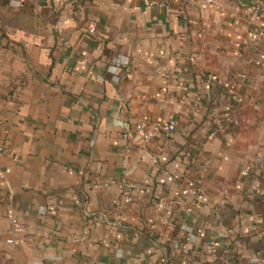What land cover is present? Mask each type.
<instances>
[{"label": "crops", "instance_id": "1", "mask_svg": "<svg viewBox=\"0 0 264 264\" xmlns=\"http://www.w3.org/2000/svg\"><path fill=\"white\" fill-rule=\"evenodd\" d=\"M190 233L188 264H264V0H0V264H181Z\"/></svg>", "mask_w": 264, "mask_h": 264}, {"label": "built area", "instance_id": "2", "mask_svg": "<svg viewBox=\"0 0 264 264\" xmlns=\"http://www.w3.org/2000/svg\"><path fill=\"white\" fill-rule=\"evenodd\" d=\"M145 3L150 4V5H157L158 7L165 8L167 7L170 3H180L183 4L184 6H193L198 3H200L202 0H144ZM209 1H214V0H209ZM117 66H122L121 62L119 59L116 61ZM238 125V122H235V126ZM135 129L138 133H140L145 141H150L157 132L160 130H163L164 133L166 134L167 137L172 136L176 129H177V122L175 120H170L167 122H148V121H141L137 123L135 126ZM246 174V172H244ZM123 185L125 188L129 191H133L136 187L137 184L135 182L129 181L126 177L123 178L122 180ZM194 181L192 178H187L185 179V185L183 187V192L186 195L191 194L193 191L196 192V198L198 202L203 200V194L201 193L200 190L194 189ZM127 200H131L130 196H127ZM9 217L11 218L12 222L16 224L17 219L14 215L9 214ZM193 235L187 234L185 237V243L181 246V254H182V262L181 264H188L187 261V255L189 254V243L192 240ZM9 243L16 244V242L13 239H8Z\"/></svg>", "mask_w": 264, "mask_h": 264}]
</instances>
